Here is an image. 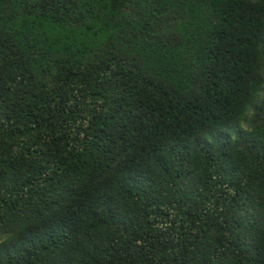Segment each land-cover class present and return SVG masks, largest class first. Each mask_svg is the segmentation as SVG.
<instances>
[{"label": "trees", "instance_id": "obj_1", "mask_svg": "<svg viewBox=\"0 0 264 264\" xmlns=\"http://www.w3.org/2000/svg\"><path fill=\"white\" fill-rule=\"evenodd\" d=\"M0 264H264V0H0Z\"/></svg>", "mask_w": 264, "mask_h": 264}]
</instances>
